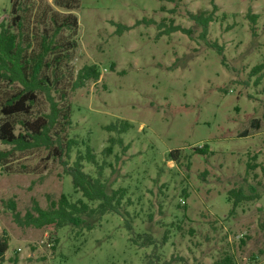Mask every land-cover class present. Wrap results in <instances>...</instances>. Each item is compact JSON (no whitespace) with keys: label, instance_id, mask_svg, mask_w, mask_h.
<instances>
[{"label":"rangeland","instance_id":"rangeland-1","mask_svg":"<svg viewBox=\"0 0 264 264\" xmlns=\"http://www.w3.org/2000/svg\"><path fill=\"white\" fill-rule=\"evenodd\" d=\"M10 1L0 0V22L10 21ZM55 2L60 0H34L33 28L43 29L38 16L46 3L63 11ZM213 6L206 40L216 41L222 52L200 40L198 28L191 37L179 31L158 37L153 24L135 26L165 18L192 28L188 13ZM72 13L78 20L77 35L71 36L77 42L73 74L58 86L68 91L67 100L54 90L51 95L59 107L70 105L72 125L64 138L84 144L60 159L50 158L44 147L17 152L9 167H0V234L9 238L5 260L146 264L158 255L159 263L181 256L188 264H213L229 256L232 264H264V0H79ZM247 14L255 15V24ZM114 23L132 28L118 34ZM91 64L98 67L99 80L69 92L79 69ZM0 88L10 93L19 86L0 83ZM49 110L41 95L30 118ZM124 121L130 127L118 134ZM110 125L116 129L105 128ZM242 131L246 137H240ZM118 136L122 145L104 155L109 138ZM86 145L99 163L110 164L104 175L112 187L126 189L133 232L116 213L83 218L91 228L82 230L17 225L6 206L10 199L24 215L32 199L46 208L48 196L81 198L65 170ZM204 145L208 154L192 153ZM9 148L0 143V150ZM172 150L180 151L178 164L168 160ZM248 163L256 168L248 170ZM95 170L84 162L86 173L95 177ZM232 189L255 192L257 200L240 203L231 214ZM138 233L152 235L158 247L131 243Z\"/></svg>","mask_w":264,"mask_h":264},{"label":"trees","instance_id":"trees-1","mask_svg":"<svg viewBox=\"0 0 264 264\" xmlns=\"http://www.w3.org/2000/svg\"><path fill=\"white\" fill-rule=\"evenodd\" d=\"M78 1L60 0V2H55L56 6L63 9L62 12L53 9L49 3H46L44 10L40 12L41 15L38 16V19L41 17L39 25L44 24L41 30L37 26L33 28L31 25L33 15H35L34 0H11L10 21L0 22V83L8 86L15 84L19 86L18 89L10 93L3 92L0 88V93H5L3 97H0V114L3 116L0 120V143L10 146L7 150H0V167H9L10 160L14 158L17 152H31L44 147L51 151L50 158L60 159L63 155L69 157L73 148L76 149L84 144L72 138H64L66 130H69L72 125L70 105L66 104L59 107L51 95L54 90L59 93L62 101L67 100L68 91L58 88V86L68 75L71 77L73 74L70 62L74 58L77 42L71 36L77 35L78 20L72 10ZM212 9L211 11L202 10L196 13H188L189 20L194 24L192 28L185 29L175 25L173 19H166L169 21V24H166L165 18H162L158 23L153 19H144L136 22L135 26L141 22L153 24L158 30V37L178 31L191 37L195 29L198 28L200 30L199 39L205 41L208 47L216 48L222 52V46L216 41L209 42L206 40L208 28L211 22L215 20L214 11L217 10V6H213ZM173 11L171 10V12ZM247 15L252 24H255L257 20L255 15ZM113 25L116 26V33L118 34L132 28L118 23ZM63 32H69V35L65 36ZM258 70L259 67L257 66L256 71ZM99 77L100 71L96 65H84L77 72L69 92L83 88L88 82L96 83ZM41 95L47 99L50 110L48 113H41L32 119L30 118L32 108ZM19 116L28 117V119L20 118L17 120ZM120 126L117 129L118 134L125 132L130 127L127 121H124ZM17 127L20 129L16 132ZM105 128L109 131L116 129L113 125ZM108 143L109 146L103 150L104 155H111L112 147L116 143L122 145V140L119 136L111 137ZM192 151L193 154L199 155H206L210 152L206 145L194 148ZM179 158V150H172L168 154V160L176 164H178ZM84 162L95 167V177L84 171ZM63 163L68 166V162ZM189 165L190 162L188 161L186 167ZM108 166H106L105 161L99 163L89 145H86L83 152L77 151L75 160L65 170V174L71 177L73 193L80 194L81 198L72 199L64 194H60L57 199L48 196L46 208H42L35 199H32L31 208L24 215L17 211L14 200H8L6 206L12 211L13 220L20 227L42 229L52 226L57 229L71 225L80 230L83 228L90 229L89 224L84 226L83 218L96 217L100 219L107 213H116L123 217L124 226L127 230L133 232V219L126 210V207L132 202L126 198L127 191L125 188L114 189L113 183L105 178L104 170ZM255 168L256 164L248 163V170L252 171ZM227 196V200L232 203L231 214L234 213L235 208L240 203L254 201L258 197L255 192L245 194L241 189H232ZM95 202L97 203L95 207L90 205ZM261 227L264 229V222ZM166 235L167 233L162 239V245L167 242ZM129 240L138 247L153 246L154 249L158 247L155 239L149 233L133 234ZM8 241L9 238L5 232L0 234V264H18L16 256L5 260ZM241 243H244L243 239H241ZM154 257L156 261L148 260L146 264H173L177 262L188 264L187 260L181 256H171L169 260L162 263H159L158 255ZM213 264H232V260L226 256Z\"/></svg>","mask_w":264,"mask_h":264},{"label":"crops","instance_id":"crops-1","mask_svg":"<svg viewBox=\"0 0 264 264\" xmlns=\"http://www.w3.org/2000/svg\"><path fill=\"white\" fill-rule=\"evenodd\" d=\"M256 127H258V124L256 123ZM247 131H242L241 133H240V137H246L247 136Z\"/></svg>","mask_w":264,"mask_h":264}]
</instances>
